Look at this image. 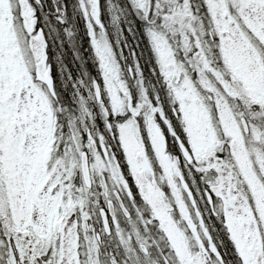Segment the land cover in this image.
I'll list each match as a JSON object with an SVG mask.
<instances>
[{"label":"snow or ice","instance_id":"obj_1","mask_svg":"<svg viewBox=\"0 0 264 264\" xmlns=\"http://www.w3.org/2000/svg\"><path fill=\"white\" fill-rule=\"evenodd\" d=\"M138 7L146 16L155 15L162 21V30L150 29V35L177 118L190 117L193 102L199 103L198 93H208L214 109L211 119L219 129L218 141L222 143L214 144L206 152L198 130H186L183 124L185 141L170 123L169 130L183 157L182 161L179 158L180 166L175 167L163 155L159 172L141 162L139 149L127 137L129 128L137 125L140 116L146 117L155 153L167 152L166 139L153 121V113L161 117L159 97L153 102L154 98L143 88L137 62L129 71L141 85L140 102H131L112 48L107 41L95 38V26L102 25L99 0H91L90 26L91 17H95L93 44L105 82L103 89L95 86V96L109 118L107 127L119 128V142L150 209L147 217L137 209L138 220L132 221L122 201L119 209L114 207L108 199L110 188L101 180L106 207L95 201L93 216L88 207L92 203L90 197L95 194L97 174L105 170L119 188L115 198L119 200L120 193H125L134 203L119 160L103 134L85 129V148L81 133L74 128L71 138L80 142V152L72 144L76 167L69 169L65 163L68 170L60 176L61 183L52 187L55 175L45 182L46 174H39L38 170L34 173L25 163L26 158H34L38 167L43 164V148L55 135L49 116L50 111H55V91L46 66L44 32L36 26L31 0H0V200L6 201L10 187L17 189L15 209L8 204L0 207V219L4 220L0 230V264H102L101 234L111 236L113 231L135 257L136 264H158L149 259L152 249L160 247L146 235L152 225L167 249L166 253L161 250L163 264H231L225 241L216 238L214 227H208L212 216L222 218L226 225L235 264H264V0H138ZM84 12L89 15L88 7L84 6ZM167 33L179 34L178 47L185 53L183 61L177 58V44L169 40ZM189 51L191 57L187 55ZM237 53L243 58L242 63L236 59ZM105 92L109 104L103 103ZM84 111L88 109L85 107ZM163 116L168 118L164 110ZM113 119L119 120V125ZM37 125L44 130L42 139ZM149 171L155 182L145 179ZM77 173H82L83 183L79 185L75 181ZM197 173L203 187L196 184ZM62 185H70V189H64L63 199L67 201L70 191L76 207L66 223L61 221L66 239L60 249L46 246L26 221L31 211L29 205L41 197L47 201L49 212L64 217L65 209L59 204ZM164 185L170 193L163 191ZM16 210L19 216L14 215ZM118 210L129 217L131 233L122 232ZM37 215L38 211H32V220L39 223ZM95 219L101 223L100 234H96L91 223ZM86 232L93 234L88 235L87 253L82 255L80 238ZM111 264L119 261L113 257Z\"/></svg>","mask_w":264,"mask_h":264},{"label":"flooded vegetation","instance_id":"obj_2","mask_svg":"<svg viewBox=\"0 0 264 264\" xmlns=\"http://www.w3.org/2000/svg\"><path fill=\"white\" fill-rule=\"evenodd\" d=\"M124 10L125 12L124 14L121 15V17L123 18V24L125 26L124 30L126 34L129 35L127 29L130 25H133L132 28L134 34L142 36L143 49L145 53L149 54L151 59V64L148 68H145L144 64H142L143 69H139V72L142 73V76L140 78L142 79V86L146 90L147 94L154 98L153 102H155L156 96L159 97V101L162 109L161 117L155 116V113H153V121L156 124L157 128L160 130L161 134L166 139L167 152L155 153L154 151L155 146L152 143L151 133L147 126L146 117L144 116L138 117L137 125H134L131 128H129L127 133L128 142L134 147L139 149L138 156L141 158V162L148 164L150 169L155 168L157 172L161 170V166H160L161 155H163L166 158H170L169 163L173 164L175 167H179L180 160L182 161L183 157L181 155L180 147L178 143H176V141L174 140L168 125L171 123L172 128L176 131L177 135L183 138L185 141H187V135L186 132L184 131L183 124H185L186 130L188 127H191L193 132H196L198 130V135L202 142V146L204 150L207 152L208 149H210L214 144L218 142L222 143V141H218L219 129L215 127L211 119V113L214 111L212 102L211 100L208 99L209 96L208 93H203L202 95L198 93L199 103H196L195 101L193 102L194 108L192 115L187 119H185L184 117H181L180 119L177 118L176 113L173 111V104H172L173 98L170 95L169 89L167 87V83L163 78L159 65V60L156 56L153 47L149 46V41L143 31V29L149 27L150 22L148 19L150 18L147 16V18L143 20L142 19L143 16L140 15L142 10L139 7H124ZM201 12L202 13L204 12L203 8H201ZM150 20L155 22V23L151 22V24L154 25L158 23L156 21L160 20V18L156 17L155 15H152V19ZM170 35H168L169 40H172L177 44V52H178L177 58L180 61H183L185 59V53L182 48L178 47V44L180 42V36L177 34L176 36L169 37ZM209 42H210V38H209ZM119 50L121 52V56L119 59H121L122 68L128 66V73H129L128 80H127V72H124L121 76L123 79L125 77L124 81L127 83L132 98L131 102L139 103L140 95H141V91H140L141 85L137 84L136 76H134L129 71L130 68L133 69L135 68V65L137 64L135 59L138 54L135 48L132 49L131 53H132V57L134 58V61L132 62L133 66H131V64L128 65V63H126V60L130 55L129 50L126 47H124V49H119ZM55 53L56 56L59 57L60 59H64V58L77 59L80 56L84 58H91V56L88 54L87 51L86 52L83 51L82 53L80 52L77 53L70 49L69 52H67V50L64 48V44L60 45L59 43L56 44ZM187 55L191 57L192 55L191 51H189ZM236 59L239 60L241 63L243 62V58L240 57L238 53L236 54ZM94 74L97 75L95 71ZM192 76L193 79H195L196 73L193 72ZM96 79L99 80V77L97 76ZM101 88L103 87L101 86ZM92 90L94 94L93 85H92ZM94 98H95V94H94ZM103 103L104 104L110 103L109 98L105 94L103 97ZM85 107L88 109V113L89 112L91 113V115L90 116L88 115V117L86 118V122H83V123H88V125L85 127H81V123H79L80 128L78 129V131L81 133V138L82 140H84V143L86 145L85 148L88 147L87 144L88 132H85V129H88L90 132L103 134L105 136V139L109 142V146L114 151L116 159L119 160L120 171L122 172L123 177L127 182L128 188L130 189L132 196L134 197V203H133V201L130 200L125 193H120V199L117 200L115 198V193L119 191V188L113 184L112 182L113 178L110 176V173H108V171L105 170L104 172L97 174L95 178L96 179V186L94 188L95 194L90 197V201H92V203H90L88 206L89 211L93 216L95 215V209L97 206L95 204V201H98L100 206L106 207L105 197L103 195V192L101 191L102 187L100 184V176L103 175V177H105V183L110 188V194L108 199L114 204V207H116L117 209H119V204L122 201L124 205L128 207L131 213L132 221H137L138 220L137 209H139L140 213L142 214H144L147 211L141 205L144 202V200L141 196L138 186L135 183V179L131 173L130 165L127 162L126 154L122 148V144L119 142V136H118L119 128L117 126L115 130H110L107 127L106 121L109 118L105 116L106 120L102 119L101 113L105 114V112L101 107V102L98 101L96 98L94 103H88L86 104ZM163 110L167 113L168 118H165L163 116ZM119 122H120L119 120L113 119V123L119 125ZM51 127L55 132V135L52 136L51 140H48L46 147L43 148L42 151L43 164L38 167L37 162L34 158H26L25 163L32 168L34 173H36L38 170L39 174H46L45 182H47V179H51L52 176L55 175L57 178L52 185V187H55L56 183L61 182L59 173L62 171V168L60 169V167L57 166V163L60 160L59 154L57 152V140L59 139L61 144L62 141L64 144H66L67 142L64 141L68 139V135L71 136L72 132L62 131L61 125H59V122L55 117L51 118ZM37 130H39L42 133L40 137L42 139L44 130L39 129V125H37ZM52 141H55V144H53ZM101 143H103V141ZM74 144L76 145L77 152H79L80 142L78 140H75ZM251 147L255 149L254 145H252ZM36 155H40V153H37ZM145 179H149L151 182H155V177L152 176L151 171H149ZM195 180L197 185L203 187L200 174L198 173L196 174ZM76 183L77 184L83 183L82 173H77ZM42 186L43 185H41V187ZM11 191H12L13 207L15 209V192L17 191V189L11 187ZM163 191L166 194H168L170 193V188L167 185H164ZM193 191H195V189H193ZM59 204L61 205L60 201ZM201 207H203V205H201ZM29 208L31 209V211H29L27 214L26 223H30L34 225L33 230L38 235L40 232L38 231L36 226H38L39 223H36L32 220V211H38L36 220L40 222L42 228L41 231L44 230L43 228H46L45 230L48 233L55 230L60 220L62 219V217H58L55 213L48 211L47 201L42 197L34 199L32 201V204L29 205ZM15 214H17V216L20 215L18 210L15 211ZM117 217L122 232L131 233L132 223L130 222L129 217L128 218L125 217V215H123V213L120 212L119 210L117 211ZM18 223L19 221L17 220V224ZM91 223L94 225V228L96 229V234H100L99 232L101 228L100 221L98 219H95L91 221ZM59 226H61V224H59ZM208 227L209 228L214 227V235L216 236V238L218 240L225 241L227 245L226 252L228 254V258L231 264H235L232 242L228 240L226 233V225L222 223V218H217L216 216H212L211 220L208 221ZM151 232L152 233L147 232L146 235L149 236L150 238H153L156 242H158L159 241L158 238H160V235L158 234V229L156 228L155 225L154 227L151 228ZM41 233H43V231ZM86 234H93V233L86 232ZM101 240L102 243L100 245L106 243V245L103 246V249L109 251L110 253L113 251L114 247L118 245L117 242L119 243L118 246L120 249L127 250V248L121 243L119 239V235L115 233V231H113V234L111 236L101 234ZM63 246L64 245L61 244V248H63ZM151 253L153 254L154 250ZM157 262L158 264H163V262L160 261Z\"/></svg>","mask_w":264,"mask_h":264},{"label":"rangeland","instance_id":"obj_3","mask_svg":"<svg viewBox=\"0 0 264 264\" xmlns=\"http://www.w3.org/2000/svg\"><path fill=\"white\" fill-rule=\"evenodd\" d=\"M36 5L32 2L33 7L37 6L36 0H33ZM48 1V0H46ZM45 1V2H46ZM53 2V0H51ZM62 1V0H60ZM69 2L68 5V11L65 14L64 10L59 9V12L56 10V22L59 28L57 27V32L63 33V30L66 29V21L69 19L71 21V17L73 18L72 20L74 21L73 25H68L65 34L66 37H68V41L71 43L75 44V48L73 47V51L77 53H82L83 51H87L88 54L91 56V58H88L86 61V65L90 67L91 71L86 70L83 72V69L80 65V57L78 59V65L75 66V61L77 59L72 58L71 64L69 63L68 58L60 59L59 57L56 56V44L57 42L55 41L53 37V33L50 30V35L52 36L50 39L52 40V50L50 51L52 53V58H53V64L56 67V71L58 74L59 78V89L63 93V97L67 96L68 102H63L61 100H58L55 106V111H50L49 116L53 118V113L55 117L57 118L59 125H61V130L62 131H70L73 132V129L78 131L81 127H85L88 125V123H83L86 122V118L88 117V112L84 111V108L86 104L88 103H94L95 98L92 90V81L96 79V77H99L100 84L103 88H105V82L103 79V69L101 68V61L100 58L96 52V47L93 44V26H95V17H91V25L90 26V13H91V0H83V6H82V0H67ZM44 2V4H45ZM196 3H202V0H195ZM39 7H42L41 5V0L40 3L38 4ZM56 6V5H54ZM84 6L88 7L89 9V15H85L84 12ZM124 7H138V0H99V21L102 27L95 26V38L98 41H107L110 47L113 50V57L116 60L119 69H120V75H122L124 72H127V80H128V66L123 67L121 65V52L119 49H124L126 47L130 55L128 56L126 63L131 64L133 66V61L134 58L132 57V49H136L137 52V57H136V62L139 64V69H143V65L145 68H148L151 64V59L149 54L145 53L142 45V36L135 35L133 31V25H130L127 29L129 35L126 34L125 32V26L123 24V18L121 17L122 14H124L125 10ZM140 8V7H139ZM141 9V8H140ZM36 10V9H35ZM142 10V9H141ZM37 13V12H36ZM143 20L147 18L145 15V12L142 10L140 13ZM66 17V20H65ZM150 19H152V16H148ZM36 19H37V14H36ZM149 20L150 24L149 27H146L143 29L144 34L146 35L148 41H149V46L153 47V40L150 35V29L156 30L157 28H160L162 30V21L157 20L156 24L152 25L151 20ZM43 20V22L46 21L45 19V14L44 17H41L39 20L37 19V23L39 22V25L37 28H42V23H40ZM146 23V22H145ZM52 24V23H51ZM147 24V23H146ZM61 28L63 29L62 32ZM43 29V28H42ZM55 30V29H54ZM44 32V31H43ZM167 35H170V33H167ZM179 35V34H178ZM173 35L171 34L169 37H172ZM44 38L46 41V47L47 44L49 43V40L46 37V33L44 32ZM62 39H64V36L62 35ZM61 39V40H62ZM61 40L58 39V41L61 43ZM62 45V43L60 44ZM80 46V47H79ZM119 48V49H118ZM156 53V51H155ZM157 56V54H156ZM158 58V56H157ZM119 59V60H118ZM97 73V75L94 74V71ZM124 70V71H123ZM73 73L75 76H73ZM125 80V77H124ZM102 88V89H103ZM105 95L109 98V95L105 92ZM110 100V98H109ZM62 104V105H61ZM69 104V107L66 105ZM64 106V108H63ZM59 107V108H58ZM60 109V111H59ZM63 110V114H62ZM60 114L62 117H60ZM102 114V119L106 120L105 114ZM84 143V140H82ZM64 142H67L66 144L60 143L59 139L57 140V152L59 154L60 160L57 163V166L62 168V171L59 173V176L62 175L63 171H66L68 169L65 168V163L68 164V168H74L76 167V156L75 153L72 151V144H74L75 140L71 138V136L68 135V139H66ZM65 146H67L68 151L65 152ZM86 147L85 143L83 145ZM81 147V145H80ZM77 152V150H75ZM80 152V150H79ZM56 173V172H55ZM109 173V172H108ZM57 178V177H56ZM77 180V175L75 176V181ZM61 183V182H60ZM79 185V184H78ZM69 188L70 185H62L61 188V206L64 207L65 209V216L62 217L60 220L59 224L57 225V228L53 230L52 232L48 233L45 229L43 233H41V225L39 222V225L36 226L38 229L39 233V238L40 240L49 247L53 248H61V244L64 245L65 239H66V234L64 233L63 230V224L62 220L66 223L67 222V216L71 214L72 211L75 210L76 207V202L72 199L71 192L69 191L68 194V199L65 201L63 199V193L64 189ZM5 204L11 205L13 207V199H12V191L11 187L7 189V199L5 200H0V207H3ZM142 207L145 208L147 212L143 214V216L147 217L150 215V209L146 202L144 201L142 204ZM14 208V207H13ZM15 214V212H14ZM17 216V214H15ZM34 226V225H32ZM4 227V220L0 219V230H2ZM154 227V225L151 226V228ZM81 228L83 229V225L81 224ZM158 234L160 235L159 231ZM88 235L92 234H84L80 239V246H81V253L82 255H85L87 253V248L89 244L88 240ZM159 241V248H154L152 249V252L154 250V253H151V256L149 257L150 260H156L163 262L161 259V250H163L165 253L167 252V249L164 246V241L160 238H158ZM119 245V243L117 242ZM106 243L103 245H100V259L102 261V264H111V259L115 257L118 261L119 264H136V259L135 257L128 252V250L120 249L119 246H115L113 251L110 253L109 251L103 249V246H105ZM141 260H143V257H141Z\"/></svg>","mask_w":264,"mask_h":264},{"label":"trees","instance_id":"obj_4","mask_svg":"<svg viewBox=\"0 0 264 264\" xmlns=\"http://www.w3.org/2000/svg\"><path fill=\"white\" fill-rule=\"evenodd\" d=\"M45 1L46 0H41L42 7H39L38 4H37L36 7H34L36 9V12H37L36 13L37 14V19L39 20L41 17H44V14H45L46 21L43 22V20H42L40 22V23H42L43 31L46 33V36L51 38L52 37L50 35V30H51L52 33H53V37H54L55 41L57 42L58 39H60V40L62 39V35L65 36V34H67L66 29H67V26L70 25V24L66 23V29L65 30H63L61 28L60 32H62V30H63V33L57 32V27L59 28V26L57 25V23H55L56 22V17H57L56 10L57 9L64 10L65 14H66L68 9H69L68 8L69 2L67 0H62V1L53 0V2L51 0H48L46 2ZM32 2L34 3V5H36L33 0H32ZM44 2H45V4H44ZM54 5H56V6H54ZM65 20H66V17H65ZM38 25H39V22L37 23L36 26H38ZM51 39H50V42H52ZM62 41L68 42V37L67 38L64 37V39ZM73 47H74V45L71 42H68V43L64 44V48L67 50V52H69L70 49L72 50ZM76 48H78V47H76ZM80 59H81L80 60V65H81V67L83 69V72H85V74H86V70L87 71H91L90 67L86 65V63H87L86 61L88 60V58H84V57L80 56ZM68 60H69V63L71 64L72 58H68ZM75 62H76L75 66H77L78 65V59ZM71 66H73V65L71 64ZM73 76H75L74 73H73ZM62 100L64 102H66V101L68 102L67 96L63 97Z\"/></svg>","mask_w":264,"mask_h":264},{"label":"water","instance_id":"obj_5","mask_svg":"<svg viewBox=\"0 0 264 264\" xmlns=\"http://www.w3.org/2000/svg\"><path fill=\"white\" fill-rule=\"evenodd\" d=\"M47 59H48V56H47V52H46V66H47ZM48 69H49V72H50V79L52 80V82H53V87H54V81H53V77H52V70H51V68L50 67H48ZM96 85H98L97 83H95V86ZM98 98V97H97Z\"/></svg>","mask_w":264,"mask_h":264},{"label":"bare ground","instance_id":"obj_6","mask_svg":"<svg viewBox=\"0 0 264 264\" xmlns=\"http://www.w3.org/2000/svg\"><path fill=\"white\" fill-rule=\"evenodd\" d=\"M64 37H66V36H64ZM66 38H67V37H66ZM62 40H63V39H62ZM62 40H61V43L63 42ZM57 43L61 44L59 41H57Z\"/></svg>","mask_w":264,"mask_h":264}]
</instances>
